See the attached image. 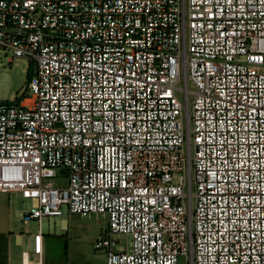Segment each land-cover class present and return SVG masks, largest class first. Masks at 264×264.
Instances as JSON below:
<instances>
[{
    "label": "built area",
    "instance_id": "obj_1",
    "mask_svg": "<svg viewBox=\"0 0 264 264\" xmlns=\"http://www.w3.org/2000/svg\"><path fill=\"white\" fill-rule=\"evenodd\" d=\"M0 48L35 67L0 104L20 264L91 215L107 264H264V0H0Z\"/></svg>",
    "mask_w": 264,
    "mask_h": 264
},
{
    "label": "rangeland",
    "instance_id": "obj_2",
    "mask_svg": "<svg viewBox=\"0 0 264 264\" xmlns=\"http://www.w3.org/2000/svg\"><path fill=\"white\" fill-rule=\"evenodd\" d=\"M34 70V65L28 59L18 58L10 61L7 53L0 48V104H12L19 101ZM179 96L182 98L181 95ZM59 182L60 180L57 179L56 183ZM31 208V201L19 194H0V235L14 234L15 237L16 234L26 236L36 233L38 223L26 222L24 218V214ZM63 210L65 215H68L67 207ZM67 220V230L62 231L61 219H47L44 227L46 234L68 237L71 255L74 259L79 257L77 261H80V264H98L105 255L97 252L94 246L98 237L106 231L108 222L106 216H73ZM121 240L125 242L124 237H121ZM21 253L22 249H14L13 258L21 257ZM180 264H185V260L181 259Z\"/></svg>",
    "mask_w": 264,
    "mask_h": 264
},
{
    "label": "crops",
    "instance_id": "obj_3",
    "mask_svg": "<svg viewBox=\"0 0 264 264\" xmlns=\"http://www.w3.org/2000/svg\"><path fill=\"white\" fill-rule=\"evenodd\" d=\"M68 218H71L69 216L58 218L61 219V230L65 231L67 230V224H68ZM46 221V220H45ZM45 221L43 223V264H80V261H77L79 259L75 258L71 255L70 249H69V238L65 236H61L59 234H46L45 232ZM108 221V219H107ZM107 228H108V222H107ZM106 228V231H107ZM38 232V231H37ZM32 235H18L14 237V234H3L6 236V243H7V249H8V262L7 264H20L21 263V257L22 253L24 251L31 252V258L32 260H37V256L33 254V246H34V239ZM95 248V246H94ZM14 249H22L21 257L14 259L13 258V250ZM98 264H107V258H103L98 262Z\"/></svg>",
    "mask_w": 264,
    "mask_h": 264
},
{
    "label": "trees",
    "instance_id": "obj_4",
    "mask_svg": "<svg viewBox=\"0 0 264 264\" xmlns=\"http://www.w3.org/2000/svg\"><path fill=\"white\" fill-rule=\"evenodd\" d=\"M32 77H30L31 79ZM6 243V236L0 235V264H7L8 262V249Z\"/></svg>",
    "mask_w": 264,
    "mask_h": 264
}]
</instances>
